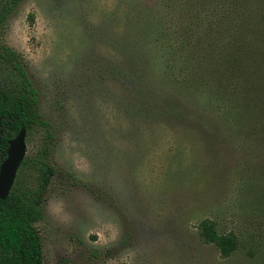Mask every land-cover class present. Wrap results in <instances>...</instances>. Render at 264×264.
<instances>
[{
  "label": "rangeland",
  "instance_id": "rangeland-1",
  "mask_svg": "<svg viewBox=\"0 0 264 264\" xmlns=\"http://www.w3.org/2000/svg\"><path fill=\"white\" fill-rule=\"evenodd\" d=\"M236 6L230 21L199 0H0V49L44 120L25 157L48 145L55 167L43 264H264V61L245 69ZM205 218L237 234L230 256L202 241Z\"/></svg>",
  "mask_w": 264,
  "mask_h": 264
},
{
  "label": "trees",
  "instance_id": "trees-1",
  "mask_svg": "<svg viewBox=\"0 0 264 264\" xmlns=\"http://www.w3.org/2000/svg\"><path fill=\"white\" fill-rule=\"evenodd\" d=\"M241 1L199 0V3L209 4V10H214L216 13L215 20L230 17L231 21L240 11L236 6L237 3L243 9L244 13H241V17L245 23V34L241 46L246 69L249 64L257 65L264 61V0H244L243 4ZM234 25L235 23L231 25L230 30ZM0 57L6 64L5 72L0 78L1 165L7 156L9 141L21 128L25 127L27 134H31L37 125L44 123V120L38 109V92L32 87L18 57L11 49H0ZM179 71L183 72V69ZM134 74L136 71L131 68L130 77L132 78ZM202 78L204 75L199 70L195 69L192 73L190 69V73L186 74L182 83L186 87L198 88ZM212 89L219 91L214 82ZM26 167L32 170V175L24 182L19 180L17 175L8 196L4 199L0 198V264H43L44 262L42 241L35 222L42 215V202L47 183L55 172L50 147L44 145L36 156L29 159L25 157L20 168ZM198 226L202 241L214 243L221 257L230 256L237 248L239 243L237 234L232 231L220 232L214 220L205 218Z\"/></svg>",
  "mask_w": 264,
  "mask_h": 264
},
{
  "label": "water",
  "instance_id": "water-1",
  "mask_svg": "<svg viewBox=\"0 0 264 264\" xmlns=\"http://www.w3.org/2000/svg\"><path fill=\"white\" fill-rule=\"evenodd\" d=\"M26 128L9 141L7 156L0 165V198L4 199L14 185L17 173L26 156Z\"/></svg>",
  "mask_w": 264,
  "mask_h": 264
}]
</instances>
